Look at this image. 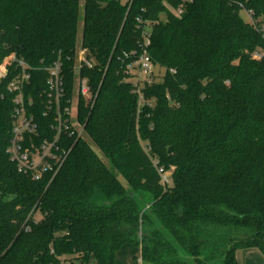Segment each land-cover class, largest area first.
I'll return each instance as SVG.
<instances>
[{
  "label": "trees",
  "instance_id": "trees-1",
  "mask_svg": "<svg viewBox=\"0 0 264 264\" xmlns=\"http://www.w3.org/2000/svg\"><path fill=\"white\" fill-rule=\"evenodd\" d=\"M138 16L158 20L150 53L165 70L141 87V105L122 61ZM263 25L264 0H193L181 15L162 0L130 10L118 0H0V63L16 53L35 68L24 93L39 123L41 63L60 57L71 92L75 52L87 49L82 74L95 93L81 100L83 132L67 138L62 169L34 180L6 152L11 75L0 82V264H116L126 244L140 248L136 264L264 255V55L253 56L264 53Z\"/></svg>",
  "mask_w": 264,
  "mask_h": 264
},
{
  "label": "built area",
  "instance_id": "built-area-1",
  "mask_svg": "<svg viewBox=\"0 0 264 264\" xmlns=\"http://www.w3.org/2000/svg\"><path fill=\"white\" fill-rule=\"evenodd\" d=\"M130 10L134 0H118ZM177 6L169 0H162L168 11L181 15L185 7L193 0H175ZM251 23H255L252 10H245ZM157 19L137 17L136 45L130 51H124L125 79L132 80L136 85L139 105L145 102L141 87L152 84L156 78L163 75L165 70L152 58V31ZM264 30V25L262 26ZM264 53L254 52L256 59H261ZM93 61L88 57L85 48H78L75 52L73 65V87L68 91L65 79V64L59 57L49 65L38 67L47 72L45 91L41 94L44 103L43 117L47 122L41 124L36 114L31 110L34 100L26 101L24 88L31 82V73L35 69L23 57L11 53L0 63V82L11 75L8 91L13 97V126L6 152L19 172L31 176L34 180L53 179L62 169L72 146L66 143L67 138L83 132L79 112L81 100L90 104L95 100L94 90L89 79L82 74L85 67H90ZM164 70L163 73L160 71ZM174 72V71H172ZM161 73V74H160ZM32 104V105H31ZM30 105V106H28ZM162 173L163 182L168 181L167 174ZM142 264L141 258L139 263Z\"/></svg>",
  "mask_w": 264,
  "mask_h": 264
},
{
  "label": "rangeland",
  "instance_id": "rangeland-1",
  "mask_svg": "<svg viewBox=\"0 0 264 264\" xmlns=\"http://www.w3.org/2000/svg\"><path fill=\"white\" fill-rule=\"evenodd\" d=\"M242 15L246 20H248V16L246 15V13H242ZM160 72L163 73L164 70H161ZM167 177L168 178L170 177V173L167 174ZM139 204L142 207H146L144 196H140ZM127 245H128L126 246L127 248L131 247V244H127ZM136 248L138 247L136 246ZM237 257L239 260V264H264V255L258 248L240 249L237 252ZM93 263H94L93 261L90 262V264H93Z\"/></svg>",
  "mask_w": 264,
  "mask_h": 264
},
{
  "label": "crops",
  "instance_id": "crops-1",
  "mask_svg": "<svg viewBox=\"0 0 264 264\" xmlns=\"http://www.w3.org/2000/svg\"><path fill=\"white\" fill-rule=\"evenodd\" d=\"M126 246L128 245H124L117 252L116 264H136L134 261V257L140 253V248H136V246H134L133 244H131V247L128 248ZM92 261L94 262L93 264H98L94 259H92Z\"/></svg>",
  "mask_w": 264,
  "mask_h": 264
}]
</instances>
